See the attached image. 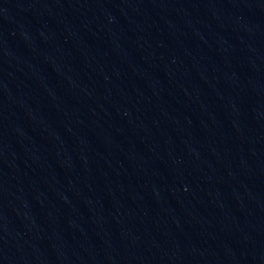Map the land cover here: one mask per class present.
Segmentation results:
<instances>
[{"label":"water","instance_id":"obj_1","mask_svg":"<svg viewBox=\"0 0 264 264\" xmlns=\"http://www.w3.org/2000/svg\"><path fill=\"white\" fill-rule=\"evenodd\" d=\"M0 264H264V0H0Z\"/></svg>","mask_w":264,"mask_h":264}]
</instances>
